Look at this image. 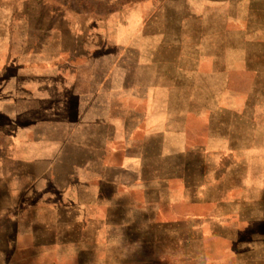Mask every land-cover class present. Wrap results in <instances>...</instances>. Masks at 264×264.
<instances>
[{
  "label": "rangeland",
  "instance_id": "rangeland-1",
  "mask_svg": "<svg viewBox=\"0 0 264 264\" xmlns=\"http://www.w3.org/2000/svg\"><path fill=\"white\" fill-rule=\"evenodd\" d=\"M11 3L80 61L88 95L72 96L70 129L91 150L73 145L58 180L38 182L50 209L24 219L39 242L31 227L9 236L0 264H264V0ZM175 158L169 190L123 188Z\"/></svg>",
  "mask_w": 264,
  "mask_h": 264
},
{
  "label": "crops",
  "instance_id": "crops-1",
  "mask_svg": "<svg viewBox=\"0 0 264 264\" xmlns=\"http://www.w3.org/2000/svg\"><path fill=\"white\" fill-rule=\"evenodd\" d=\"M32 1L35 0H28ZM31 21L32 16L25 13L18 3L13 5L9 0H0V138H13L0 148L5 152L0 156V243L7 242L9 236L13 243H18L28 227H31V235L35 238L33 242H39L36 240L39 232L30 223L32 217L24 219L25 215L42 208L50 209L49 194L39 190L38 182L42 179L58 180L56 168L65 162L64 154L71 151L73 145L84 154L91 150L82 143L73 144L70 129L73 118L69 109L73 106L78 113L72 96L79 95L80 106V102L87 98L82 95H88L86 86L81 87L82 83L87 84L86 75L82 80V65L80 61L73 64L71 47L56 40L55 28H34ZM34 34L38 38H34ZM101 123L97 122V127H101ZM116 133L118 136L117 130ZM123 141L128 144L130 140L127 137ZM175 160L174 166H167L163 174H159L165 178L151 181L135 175L134 179L123 184V188L145 191L149 196V184L154 182L152 184H160L169 190L170 182L176 180L171 177V172L180 166V159ZM202 163L207 164L205 161ZM41 165L44 168L42 172L36 169ZM123 165L130 174L134 173L129 166L133 165L130 154ZM72 166L86 167L74 163L69 168ZM185 168L190 169L191 166ZM206 174L202 172L204 180ZM179 180L188 182L185 177ZM58 194L63 203L66 190L61 189ZM60 210L65 211L62 206ZM253 211L259 212L257 209ZM40 228L44 229L42 236L54 235L55 224L44 223ZM6 229H12L13 234Z\"/></svg>",
  "mask_w": 264,
  "mask_h": 264
},
{
  "label": "trees",
  "instance_id": "trees-1",
  "mask_svg": "<svg viewBox=\"0 0 264 264\" xmlns=\"http://www.w3.org/2000/svg\"><path fill=\"white\" fill-rule=\"evenodd\" d=\"M239 216V218L240 219H242L243 218V216L240 214V215H238ZM64 242V241H63ZM54 243V242H53ZM53 243H52V245H53Z\"/></svg>",
  "mask_w": 264,
  "mask_h": 264
}]
</instances>
